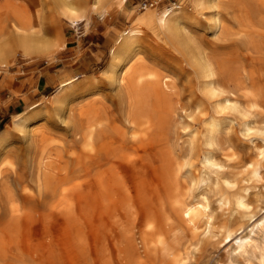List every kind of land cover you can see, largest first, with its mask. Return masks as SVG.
<instances>
[{
	"label": "bare ground",
	"instance_id": "6f19581e",
	"mask_svg": "<svg viewBox=\"0 0 264 264\" xmlns=\"http://www.w3.org/2000/svg\"><path fill=\"white\" fill-rule=\"evenodd\" d=\"M124 2L90 6L108 13ZM190 3L208 14L214 45L232 40L242 61L198 41L180 4L145 7L98 76L67 79L51 110L32 106L0 131V264L12 254L56 264L59 244L58 264H264V0ZM87 10V0H0V65L50 57L57 20L81 23ZM145 29L184 59L186 96L144 56ZM40 119L58 136L31 127ZM232 132L252 144L245 160ZM23 228L46 251L22 248ZM222 244L224 259L214 256Z\"/></svg>",
	"mask_w": 264,
	"mask_h": 264
},
{
	"label": "rangeland",
	"instance_id": "374dc122",
	"mask_svg": "<svg viewBox=\"0 0 264 264\" xmlns=\"http://www.w3.org/2000/svg\"><path fill=\"white\" fill-rule=\"evenodd\" d=\"M87 2H88V9L93 11L91 6H90L92 3V0H87ZM163 3L164 4L160 5V7L158 9H156V10L153 9L155 13H160L165 7L171 6L172 3L180 4L182 6L184 12H186L188 22H189V24H191L190 25L191 30H192L193 34H195V36L197 37L198 41H200V42L202 41L201 43H203L204 45H206L210 48H213L215 50V52L228 54L229 57L231 58V60L235 63L237 60L242 61V54L244 52V49H243V47H241L239 45H235V43L233 44L232 40L221 42V43H219L218 46L214 45V40L212 39L211 34L208 30V26H207V20L206 19L208 17V14L205 13V15L201 16V15H199V13L195 12L193 7H192V4L190 3V0H179V1L167 0ZM143 11L144 10H142V9H137L135 11V13L140 14ZM94 12H96V11H94ZM112 13H114V12L109 13V15L111 16ZM103 15H104V12L100 11L99 17L93 19V22L89 28H85L83 23H76L73 25L72 23L67 22L63 18H59L56 22V30H57V34H58L57 38H58L59 43H58V46L53 49L50 57H47V56H40V57L36 56L35 57V56H33L30 58H25L19 54H15L12 58H10V60H9L10 62L6 66L0 65V119H1L0 124L2 125V130L9 126V124L14 119V117L17 116V114L19 115L23 112H26L32 106L45 103L48 105L47 109L51 110V104H52L51 102H52L53 97L61 96L62 92L60 90V84L64 81H66L67 79L78 78L81 75L98 76V74L101 72V70L108 63L109 51H110L111 47L113 46V44L115 43L116 39L119 37V34L122 31H124L125 29L130 28L132 25V23H131L132 21L130 23L126 22L125 24H122V26H121L122 28L120 30H114L110 34V37H108V39L106 37L107 40H106V42H104L103 47L93 46V45L89 46L88 43H85V41H87V42L91 41L92 43H97L100 41L103 42L102 38L96 39L97 35H95L94 38L93 37L91 38L92 35L90 32V30H93V32H99L100 29H102V28H98L97 26H95L94 21L102 18ZM154 34L155 33L149 29H145V31H144V34L142 36V42H143V48L142 49H143L144 56L149 61H153L156 63L158 62L163 67H166L167 69L169 68L168 70L170 71V73L172 75H174L176 78H178L177 81L179 80L178 81L179 88H180L181 92L183 93V95L186 96V93L184 91L186 88L185 77L187 76V74L189 72H188V67L184 62V59L177 52L173 51L165 43V40L163 37H160V36H158L156 34L154 35ZM107 36H109V35L107 34ZM212 41H213V43H212ZM230 42H231V44H230ZM209 43H212V46ZM225 45H226V47H225ZM77 46H79L80 49L88 48L92 52H95L96 49H103L105 54L103 55V57H101L100 61L96 62L95 64L93 62L88 61L89 58L92 57L91 55H90V57L83 56V58H82L83 60L80 59V60H78L79 62H76L77 58L76 59L70 58L71 57L70 54H72L74 52V48L77 49ZM235 46H236L237 50H235ZM62 48L64 51H61ZM235 51L237 53L239 51V54H237ZM63 58H69V59L62 60ZM59 60H61V61H59ZM177 61H178V64L173 65V63L177 62ZM25 62H28L27 63L28 65H26V66L22 65ZM75 62H76V64H73ZM243 62L246 63L245 60ZM248 63H249V61L246 64H248ZM48 64H50V65H48ZM43 65H46V67L44 69L39 70L38 68L43 66ZM172 66L174 67V69L172 68ZM62 67H66V69L68 71H70L69 75L66 77H63V76L61 77L60 75H58V77L55 80L53 79L51 81L52 87H50V89L48 90L49 92L48 93H44V92L42 93L45 95V97L41 96V94L39 93V94H36L34 96V98H32V100L30 101L32 103H29V104L25 105L24 107L20 106L18 109V112L12 108V102L11 101L15 100L18 95L13 94V96L12 95L7 96L8 92H10V91H8L6 88H3L4 86H6L7 83H11V81L14 79V76L9 75L10 73H15L17 71L24 72V73H21V75L19 77L20 78H25V77L27 78L28 83L26 86L27 87L28 86L36 87L39 80L44 82V80L46 79L45 77H41L40 75H44L45 72L46 73L47 72L55 73V72L59 71L60 68L62 69ZM179 67H180V69H179ZM71 68H73V69H71ZM182 68H185V71L187 73L181 72ZM28 70H29V72H27ZM29 76H31L30 79H28ZM34 80H35V82H34ZM104 92L108 93L107 90H105ZM57 93H59V94L57 95ZM52 95H54V96L52 97ZM185 100H186V97L183 98V101H185ZM258 120H262V119L258 118ZM52 124L53 123H51L49 119H40L35 124H33L31 127L35 128V127L45 125L46 127H48V129L50 131H52L54 133V130H53L54 124L53 125ZM54 134H55V136H58L56 133H54ZM232 136H233V145H234L233 152L236 153V155L239 157V159L245 160L247 158V156H251L252 155V146H251L252 144L249 141H247L246 138L242 137L241 135H240V137H238L236 133L234 134V132H232ZM239 138H240V140H239ZM14 140L15 141L12 144L13 147H15L16 149H18L20 147L22 148V146L24 147V141L22 139H18L15 135ZM253 143H255L257 145L263 144V142L260 139H255L253 141ZM254 191H257V188H255V189L250 188V190H248V192L251 194L250 198L253 200V202H255L254 201L255 196L252 195V193ZM38 210L45 211L44 207L41 205L38 207ZM216 216L219 217V219L220 218L221 219L229 218V214L225 210H217ZM256 218H257V215L255 217H253V219L251 221H249L248 224H250ZM22 232H25L21 235L23 237V238L21 237L22 241L20 240V244L22 243V245H20V246L22 248L26 249L29 245L30 249L45 250V249H43V242L41 243V240H40V239H42L41 237H36L33 234L26 232L24 230V228L21 231V233ZM42 241H43V239H42ZM57 247L60 251L59 252L60 255H58V256L59 257L61 256V259L57 258V261L59 263L60 262H63V263L66 262V257H64L66 255L64 245L59 244V246L57 245ZM60 247H61V249H60ZM227 248H228L227 244L224 248H223V244H222L220 247V250H218L214 254V256L221 258V259H224L225 251L227 250ZM10 256H9L10 258L7 257L5 259L6 263L9 264V262H10V264H20V260H18L13 254ZM11 258H13V259H11ZM26 258H28V256L24 255V261L21 263L32 264L31 262H29V259H26ZM52 259L54 261V259H56V258L53 257ZM8 260H10V261H8ZM57 261H55L56 264H58Z\"/></svg>",
	"mask_w": 264,
	"mask_h": 264
},
{
	"label": "crops",
	"instance_id": "0c3cea01",
	"mask_svg": "<svg viewBox=\"0 0 264 264\" xmlns=\"http://www.w3.org/2000/svg\"><path fill=\"white\" fill-rule=\"evenodd\" d=\"M167 0H125V2L122 4V6L120 8H112L108 13L104 12V15L102 18L97 19L96 21H94V25L97 26L98 28H102L100 29L99 32H93V30H90L91 32V38L95 35H97L96 39H103V42H97V43H92L91 41L87 42L85 41V43H88L89 46L93 45V46H104V42H106V40L108 39V37H110V34L114 31V30H120L122 27V24H125L126 22H131L133 17L136 15L135 11L137 9H142L144 10L145 7H154V9H158L160 7V5H163ZM179 1V0H176ZM115 10V11H114ZM112 13V15L110 16L109 13ZM100 15V12H94L91 11L90 9L87 10L86 12V18L83 22V25L85 28H89L90 25L93 22L94 18H98ZM96 31V30H95ZM107 34L109 36H107ZM107 37V39H106ZM61 51H64L63 48ZM105 54V52L103 51V49H96L95 52L90 51V49L85 48V49H80L79 46H77V49L74 48V52L72 54H70V58L72 59H76V62H79L78 60L82 59L83 56L86 57H90V55L92 56L91 58H89V62H93L94 64L98 61H100L101 57H103V55ZM69 58H63L62 60H67ZM83 60V59H82ZM81 60V61H82ZM61 61V60H59ZM73 63V64H76ZM28 62L23 63L22 65L26 66ZM50 65V64H48ZM46 67V65H43L41 67H39L38 69H44ZM73 69V68H71ZM29 72V70L27 71ZM21 73L24 72H15V73H10V76H14V79L11 81V83H7L6 86H4L3 88H6L8 91L7 96L12 95L13 94H17V98L12 102V108L14 110H16L18 112V109L20 106L24 107L25 105L32 103L30 102L32 100V98H34V96L36 94H41V96H44V93H48L50 87H52V80L56 79L58 77V75H60L61 77H66L69 75L70 71H68L66 69V67H62V69L60 68L59 71L55 72V73H49V72H45L44 75H40L41 77H45L46 79L43 81L39 80L37 83V86H26L27 85V78H20L19 76L21 75ZM53 77V78H52ZM31 76L28 77V79H30ZM35 82V80H34ZM16 114V113H15ZM1 120V119H0Z\"/></svg>",
	"mask_w": 264,
	"mask_h": 264
},
{
	"label": "trees",
	"instance_id": "16d2710c",
	"mask_svg": "<svg viewBox=\"0 0 264 264\" xmlns=\"http://www.w3.org/2000/svg\"><path fill=\"white\" fill-rule=\"evenodd\" d=\"M2 130V125L0 124V131Z\"/></svg>",
	"mask_w": 264,
	"mask_h": 264
}]
</instances>
